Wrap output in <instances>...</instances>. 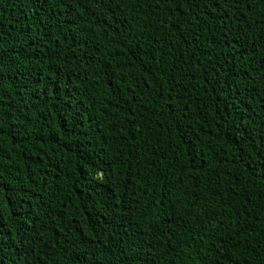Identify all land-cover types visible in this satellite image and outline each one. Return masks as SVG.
Segmentation results:
<instances>
[{
  "label": "trees",
  "instance_id": "trees-1",
  "mask_svg": "<svg viewBox=\"0 0 264 264\" xmlns=\"http://www.w3.org/2000/svg\"><path fill=\"white\" fill-rule=\"evenodd\" d=\"M0 264H264V0H0Z\"/></svg>",
  "mask_w": 264,
  "mask_h": 264
}]
</instances>
